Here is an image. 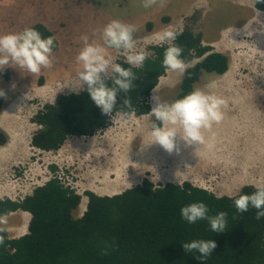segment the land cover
Returning a JSON list of instances; mask_svg holds the SVG:
<instances>
[{
  "label": "trees",
  "instance_id": "16d2710c",
  "mask_svg": "<svg viewBox=\"0 0 264 264\" xmlns=\"http://www.w3.org/2000/svg\"><path fill=\"white\" fill-rule=\"evenodd\" d=\"M257 7L264 10V0ZM42 38L54 36L41 23L30 26ZM174 44L183 49L182 58L188 62L207 55L211 50L202 45L200 34L188 27L177 33ZM59 47L55 38L53 52ZM164 47H151L155 57L146 59L136 75L128 93L118 92L112 115L117 112L137 115L150 111L149 97L165 75L162 66ZM114 49V48H113ZM124 68H130L123 65ZM229 69V57L224 53L210 52L204 60L188 70L181 84L180 95L194 90V84L203 74L224 75ZM0 75L9 79L7 69ZM109 88L111 79L105 80ZM130 99L131 107L123 105ZM4 95L0 96V113L4 108ZM41 128L32 138V146L43 151H56L70 135L92 137L110 126V116L102 114L92 102L87 89L81 94H61L54 104H46L33 117ZM160 126V125H158ZM7 142L0 133V146ZM254 186L245 187L240 195L251 194ZM195 187L168 183L155 187L145 180L132 189L114 196H97L86 191V212L81 218L82 195L60 179L55 178L34 189L33 193L18 199H0V218L17 211L31 216L28 232L19 238H9L0 227V264H264V219H256V209L250 207L238 213L234 200ZM193 202H204L209 215L220 211L228 213L224 232L210 230L206 220L188 224L180 210ZM80 206V208H79ZM79 208V209H78ZM193 239L213 240L217 247L206 260L197 259L201 254L188 253L183 243ZM114 242L110 255H103L107 244Z\"/></svg>",
  "mask_w": 264,
  "mask_h": 264
},
{
  "label": "rangeland",
  "instance_id": "374dc122",
  "mask_svg": "<svg viewBox=\"0 0 264 264\" xmlns=\"http://www.w3.org/2000/svg\"><path fill=\"white\" fill-rule=\"evenodd\" d=\"M177 2L178 0H167L164 7L154 6L146 9L142 5V0H0V36L21 33L27 27L29 14L40 12L37 15L36 23L43 24L53 32L59 43V47L52 54V68H42L39 74H33L26 69H19L10 64L4 68L9 72V79L0 75V91L4 93L5 104L0 113V125L2 130L8 131L9 138L6 137L7 140H11L12 145H15L8 152H14L27 144L30 147L27 149V155L20 153L19 156L11 160L9 158L10 165L8 166L2 162L7 153H0V197H2L0 199L11 198L15 200L20 196L24 197L31 194L34 187L41 185L45 180L54 179L51 173H56L58 179L61 178L68 185L71 184L77 193L84 194L86 191H91L100 196H111L132 189L133 186L141 184L140 182L146 179L154 182L156 187L170 183L169 180L173 181V179L165 180L162 178L166 170H170V168L165 167V170H161L163 167L159 168L164 162L155 155L161 152V147L158 148L156 144L151 146L150 141L153 138L149 132L152 129L153 120L151 118L149 123L146 116H132L129 120L124 119L123 121L113 120L114 125L108 127L111 128L109 132L100 133L101 135L93 139L83 138V140H79L76 135L69 137V139L67 137L61 148L56 151L36 150L29 143L39 130V125L32 123V117L39 109L48 103L54 104L56 97L60 94L80 93L87 87L79 81V72L83 69L82 64L78 63L76 59L84 46L81 40L82 36H88L89 42L103 46L102 32L104 27L111 21L118 20L135 28L133 39L137 40V44L134 51L143 50L147 55H151V47H159L157 43L159 41L153 35L154 31L160 30L161 32L167 26L174 27L178 22L181 23V31L185 30L186 27L191 30L190 21H186V19L174 20L173 9ZM259 17L264 27L263 15ZM243 19V17H239L234 20L242 22ZM206 22L214 23L209 30L212 34H214L213 30L216 27L221 26L220 17L217 14L207 16ZM150 23H153L152 37L150 33L146 32ZM249 26L245 28L247 36L240 38L243 44L245 43V47L243 44L235 43L231 51L222 50L230 59L228 75L231 79L238 80L239 83L235 87H242L240 95L246 96L244 100L235 103V108L233 107V100L229 101L227 98L217 96L225 100V105L221 109L222 115L225 114L223 121H226L229 116L231 123H236L237 118L242 119V116H245L246 124L249 123V125H256L254 127H257L259 123L264 126V29L257 31L255 27H252L249 30ZM197 29H200V26ZM140 32L147 39L138 40L136 34ZM223 46H231V43H223ZM216 49L222 48L217 44ZM243 51L248 56L242 57ZM109 53V56L113 55V61L115 56L121 58L124 55L123 52L118 54L113 50ZM234 55L236 57H233ZM2 70L0 69V71ZM171 72L173 73L169 76L168 73ZM168 73L162 76L163 79L156 87V95L162 102H169L174 98L177 100V96L182 93L181 83L186 79L184 76L186 72L181 74L170 71ZM207 75L204 73L203 77L208 79ZM171 80L175 82L172 83ZM35 83L37 86L31 87ZM195 87H198L197 84ZM21 91L24 96L15 101L13 99L14 94ZM113 117L115 116L113 115ZM215 124L213 123L212 127ZM222 124L221 122L218 123L219 126ZM210 132V134L214 133V131ZM259 133V131H255L253 135L258 137ZM202 134L206 135L204 131ZM245 135L249 136L250 134ZM255 142L261 143L258 138ZM253 151L256 154V159L253 163L245 162L247 163L245 168L251 167L245 175L242 176L240 173V171H244L241 166L240 171L237 170V175L232 171L224 172V176L221 175L219 179L217 176L212 181L211 178H207L203 174V176H197L193 179L198 183L191 182V184L196 187H203L202 189H208L218 196H223L224 194L219 190L221 185L236 184L235 178L238 175H241V178L256 175L253 180L257 179V182H252V185L257 188L264 184V154ZM36 152L37 158L33 156ZM118 154H121V157ZM127 154L133 156L125 157ZM116 158L127 159L123 160L124 163H122V160L117 161ZM50 163L61 166L62 172L46 168L45 166ZM109 176L111 177L109 178ZM248 182H241L237 186L238 188L236 187L237 189L234 188L227 195L233 197L240 195L246 186L251 185L247 184ZM17 183H19V187L16 189H19L18 193H20L18 195L14 194ZM122 184L123 187L118 189L119 185ZM22 192L25 193L21 194ZM85 200H87L88 206V198L85 197ZM87 206L81 205L80 211H75L74 215L76 217L82 216L86 212ZM18 232L21 231L18 230ZM23 233L24 231L20 236H24ZM15 237H19V235Z\"/></svg>",
  "mask_w": 264,
  "mask_h": 264
},
{
  "label": "clouds",
  "instance_id": "9594fccd",
  "mask_svg": "<svg viewBox=\"0 0 264 264\" xmlns=\"http://www.w3.org/2000/svg\"><path fill=\"white\" fill-rule=\"evenodd\" d=\"M166 4L167 0H142V5L146 9L152 8L154 6L164 7L166 6ZM191 31L196 34V30L191 29ZM134 32L135 28L133 26L121 23L118 20H113L108 23L103 29V46L95 42H89L88 36L81 37L84 46L76 59L78 63L82 64L83 69L79 72V81L82 85H87V87L80 93H74L81 94L87 89L92 102L101 110L102 114L110 116L111 120H127V116L129 115L135 117L146 116L149 119L150 123V119L152 118L153 122L151 123L152 130L150 132V136L153 138V144H159L169 153L177 150L176 139L178 136L187 145H203L205 143V138L202 134V129L210 130L213 123H219L223 119L221 107L225 105V100L216 95L206 94L199 89L193 90L189 94L185 95L182 99L181 95H179L178 100L169 103L162 102L159 99V96L156 95L157 88H154L153 96L151 95V97H149L150 111L147 114L137 115L135 112H117L116 114H114L115 117H113L112 113L117 102L118 92L128 93L129 91H131L133 87V81L137 78L132 69H142V66L148 58L145 51H134L137 44V40L133 39ZM136 36L137 39L141 41L147 39V37L141 33L136 34ZM177 36L178 34L175 31L169 29H165L156 34V39L159 41L157 42L158 45L161 47L167 46V48L164 50L162 60V66L164 67L165 71H174L181 74L186 72L188 74V70L194 68L202 60H204L210 52H218L214 47L206 45L203 42L202 38V45L209 48L211 51L207 55H204L202 57H196L194 51H190L193 55V59L186 62L182 58L183 49L180 46L174 44ZM54 47V36L42 38L40 32L29 27L24 29L19 34H8L0 36V69H4L6 66L11 64L17 66L19 69H26L30 73L39 74L42 68L50 69L53 67L52 54ZM108 48L116 49L117 51H119L118 54H121L123 52V57L116 58V56L114 55L115 59L113 62L116 63H111L110 58H106ZM123 65H126L130 68H124ZM163 75H161V77H159L158 79H163ZM184 76L186 77L185 73ZM105 77L112 80L113 87L109 88L107 86V84L105 83ZM3 95L4 93L0 91V96ZM123 105L130 108V99H125L123 101ZM40 128L41 127L39 126V129ZM178 128L182 129L183 136L178 135ZM107 129H105L102 134ZM7 132L8 131H3L0 128V133L9 138V134ZM98 135L101 134H97L92 137L78 136V139H93ZM71 136L73 135L68 136V139ZM9 141L10 143H8ZM6 145H12L11 140H7L6 144L0 147H5ZM30 145L33 149L38 150L37 148L32 146V140ZM37 152L33 154V156L36 158ZM45 167L53 170H60V173L62 172V167L56 163L47 164ZM51 176H53L54 179L57 178L56 173H51ZM50 180L52 179L45 180L39 186H42L44 183ZM66 185L72 186L71 184ZM182 185L183 184L178 186ZM37 187H34L33 191ZM204 190L215 194L208 189ZM117 194H113L111 196ZM81 195L82 199L86 197L85 192ZM215 196H228L230 198H234L230 195L218 196L215 194ZM234 207L238 213H245L249 210L250 207H252L256 209V219H264V184L259 185L251 194L240 195L239 198L234 200ZM180 214L181 218L188 224H196L198 221L206 220L210 226V230L215 233L224 232L227 226L228 213L220 211L215 215H209V208L204 202H193L191 204L185 205L181 208ZM182 246L188 253H200L201 255L197 257V259H200L202 262L206 261L217 247L216 243L213 240L205 239H193L190 242L183 243ZM113 250H115L114 242L112 244H107L103 249L102 254L110 255L111 251Z\"/></svg>",
  "mask_w": 264,
  "mask_h": 264
},
{
  "label": "crops",
  "instance_id": "0c3cea01",
  "mask_svg": "<svg viewBox=\"0 0 264 264\" xmlns=\"http://www.w3.org/2000/svg\"><path fill=\"white\" fill-rule=\"evenodd\" d=\"M258 2H259V0H247V1H244V0H187L186 2H185V0H178L177 4L174 6V9H173L174 20H176V19L177 20H181V19L185 20L186 19V21H190L191 29H195L196 34H200L202 36L203 42L208 46L214 47L216 51H218V52H222V50L231 51L232 48L234 47L235 43L243 44V41H241L240 38H241V36H247L245 28L248 25H250L249 30L252 27H255L257 29V31L264 29V27L262 26V24L260 22V17H259L260 15H263V18H264V11L257 8ZM38 13H40V12H33V13L29 14L26 28L30 27V25L32 26V25L37 24L36 21L38 18V16H37ZM211 14H217L220 17V23H221L220 27H216L213 30L214 34H212L209 31L214 23L209 24L206 22L207 16H210ZM239 17L244 18L242 22H236L234 20V19L239 18ZM33 18H35V19H33ZM202 20H204V21H202ZM180 26H181V23L178 22L174 25V27L167 26L166 28H164V30L169 29V30L175 31L176 33H179L181 31ZM198 26H200V29H197ZM152 27H153V24L150 23V27L146 32L151 34ZM159 32H160V30L154 31L153 35L155 34V37H156V34ZM228 42L231 43V46H225L224 47L223 43H228ZM217 44H219L222 49H216ZM243 46L244 47L246 46L245 43L243 44ZM111 50H113L114 52H119L113 48L107 49L106 58H110V62L113 61V59H112L113 55L109 56L110 55L109 52H111ZM243 52H244V54L242 55V57L245 55L248 56V54H246L245 51H243ZM233 57H236V55H234ZM229 61H230V59H229ZM113 63H116V62H113ZM229 71H230V66H229L228 71L224 75L208 74L207 75L208 79L207 78L205 79L204 77H202V79H200L197 82L198 87L194 86V90L199 89V90H202L203 92H205L206 94L222 96L225 99L227 98V100H229V101L233 100V102H234L233 107L235 108V103L239 102L241 100H244L246 95H240V91H242V87H235V85L238 84L239 82H238V80H233L230 78V76L228 75ZM168 72H170V71H167V73ZM172 73L173 72L168 73V75L171 76ZM170 82L174 83L175 81L171 80ZM34 86H37L36 83L31 87H34ZM31 87H29V88H31ZM21 96L22 97L24 96L22 94V91L19 93L17 92L16 94H14L13 99H15V101H17V99L21 98ZM184 96L185 95H181V99ZM27 99H29L28 96H27ZM178 99L179 98L177 96V100ZM174 101H176L175 98L169 100V103L174 102ZM24 105H26V104H24ZM221 109H222V107H221ZM229 110H228V112H229ZM127 117H128L127 120H129V118L132 117V115H129ZM243 118L242 119L237 118L236 123H231V118L228 116L226 119V122H227L226 124L224 122L220 126L218 125V123H216L214 125L213 128H217V131L214 129L216 132L214 131L213 134H210L211 133L210 131H213V128H211L212 130L211 129L210 130L202 129V131H204L206 133V135H203L205 138V143L203 145H198V144L187 145L178 136L176 139L177 150H174L173 152L169 153L162 146H160L159 144H156V145H158V148L161 147V152L155 156H157L162 162H165L166 168H170V170H166V173L162 178L165 180L176 179V182L170 181V183H173V184L175 183L177 185H181V184L188 183V182H190V183L196 182L195 180H192L193 179L192 177H194L195 173H197L195 175H198L200 177L204 173L211 174V173L216 172L218 170L223 171V169H225L224 166L231 163V162H229V163L226 162V160L228 159L230 154H235V153H236V156L237 155L238 156L233 159V162L235 161L234 163H236V162L238 163V160H239V162H240L239 164H241V166L244 168L243 172L240 171L241 166H238L237 167L238 169H236V170L240 171L241 175H245V173L247 171L248 172L250 171L251 167L245 168V166H243V165L247 164L245 162L253 163V162L247 160L246 154L250 151H253V150H258V149L264 150V147H263L264 146V126L262 125V123H259V126H257V127H254L256 125L253 126V125L245 124L247 119H245V118L243 119ZM258 119L260 120V117H258ZM222 121H220V122H222ZM236 128L237 129L239 128V129L237 130ZM246 128H247V130H246ZM110 129L111 128H108L106 131L109 132ZM219 129L220 130L226 129V131H220ZM106 131L104 133H106ZM177 131H178V135L183 136L182 129L179 128ZM255 131L260 132L258 134V137L253 135V134H255ZM248 132H250V133H248ZM245 134H250V135L248 136ZM225 137L227 139H225ZM257 138H258V141H260L261 143L255 142L257 140ZM226 140L229 142H227ZM230 140H231V142H230ZM234 140H236V141L234 142ZM238 141H241V142H238ZM150 142L152 144L151 146H153V139ZM243 143H245V146L243 145ZM233 144H234V147L232 146ZM156 145L154 146V148L156 147ZM221 146H224V147H221ZM13 147H14L13 145H9L6 147H0V153H3V154L7 153L4 155L5 157H4V160L2 161V162L6 163V166L10 165L9 161L14 157L19 156L20 153L27 155L28 154L27 149H30L29 145L27 144L25 146H22L21 149H18L14 152H8V150L13 148ZM204 147H205V149H204ZM226 147H228V148H226ZM230 148L234 149V151L233 152L230 151ZM198 149L201 153L197 152ZM203 155L205 158L203 157ZM9 158H10V160H9ZM209 161L211 162V164ZM194 162H196V164H193ZM203 163L207 164V165H204ZM212 163H213V165H212ZM220 163H222V164H220ZM188 165H189V167H188ZM202 165H204V166L202 167ZM209 165L212 168V170L210 169V167H208ZM249 165H251V164H249ZM204 167L207 169V171H206V169H204ZM252 167H254V166H252ZM254 168L257 169L256 167H254ZM208 170H210L211 172ZM178 171L181 173H179ZM175 173H177V174H175ZM182 173L184 174L183 176H182ZM192 173H194V174H192ZM178 174H179V176H178ZM187 174L189 177L187 176ZM180 175L183 179L180 177ZM241 175L236 176L235 179L237 182L241 183L244 181H249L247 184H251V185L253 183L257 182V179L253 180V178H255L256 175L254 177H242V178H241ZM110 177L111 176H109V178ZM185 177L186 178L191 177V178L189 180V179H186ZM196 183H198V182H196ZM119 186L120 187L118 189L122 188L123 184L119 185ZM18 187H19V183H17V185L15 186V189H14L15 193L14 194H17V195L20 194V193H18L19 189H16ZM236 187H237V183L235 184V188ZM23 193H25V192H22L21 194H23ZM0 198H2V197H0ZM30 220H31V216L29 213L23 212V211H17L15 213L10 214L9 216H5L3 218H0V227L4 228L6 230L9 238H19V237H22V235L20 236V234L23 231H24L23 235H25L28 232ZM18 230L21 232H18ZM18 235H19V237H15Z\"/></svg>",
  "mask_w": 264,
  "mask_h": 264
},
{
  "label": "bare ground",
  "instance_id": "6f19581e",
  "mask_svg": "<svg viewBox=\"0 0 264 264\" xmlns=\"http://www.w3.org/2000/svg\"><path fill=\"white\" fill-rule=\"evenodd\" d=\"M154 46H155V45H154ZM158 46H159V45H158ZM159 47H160V46H159ZM147 57H148L147 59H153V58L155 57L154 52L152 51V54H151V55H147ZM113 64H114V63H113ZM166 74H167V71H165V75H166ZM109 79H110V78L105 77V80H109ZM160 81H161V79H159V83H160ZM159 83H158V84H159ZM157 86H158V85H157ZM157 86H156V87H157ZM152 92H153V91H152ZM152 92H151V95H152ZM232 103H233V102H232ZM237 105H238V104H237ZM252 108H253V107H252ZM223 115H225V114H223ZM243 117H245V116H243ZM243 117H242V118H243ZM243 119H244V118H243ZM248 120H249V119H248ZM221 121H222V120H221ZM224 122H225V124L227 123L225 120H224L223 122H221V123H224ZM228 122H229V121H228ZM250 122H251V120H250ZM245 124H246V123H245ZM248 124H249V123H248ZM113 125H114V124H113V120L110 119V126H108V127H113ZM108 127H107V128H108ZM213 127H214V126H213ZM213 127H212V128H213ZM218 127H219V126H218ZM238 127H239V126H238ZM0 128H1V127H0ZM233 128H234V127H233ZM178 129H179V128H178ZM178 129H177V130H178ZM214 129L217 130V128H213V131H215ZM236 129H237V128H236ZM238 129H239V128H238ZM238 129H237V130H238ZM211 130H212V129H211ZM219 130H220V129H219ZM229 130H230V129H229ZM234 130H235V129H234ZM246 130H247V128H246ZM3 131H4V130H3ZM220 131H226V129H225V130H220ZM230 131H231V130H230ZM235 131H236V130H235ZM223 133H224V132H223ZM231 133H232V132H231ZM231 133H230V134H231ZM248 133H250V132H248ZM219 135H220V134H219ZM227 136H228V135H227ZM227 136H226V137H227ZM230 136H231V135H230ZM230 136H229V137H230ZM237 136H238V135H237ZM226 137H225V139L228 138V137H227V138H226ZM232 138H233V137H232ZM235 138H236V137H235ZM228 139H229V138H228ZM255 139H256V138H255ZM231 140H232V139H231ZM231 140H230V142H231ZM223 141H224V140H223ZM226 141H227V140H226ZM235 141H236V140H234V142H235ZM224 142H225V141H224ZM227 142H229V141H227ZM238 142H241V141H238ZM232 143H233V142H232ZM224 144H225V143H224ZM230 144H231V143H230ZM238 144H239V143H238ZM241 144H242V143H241ZM241 144H240V145H241ZM243 145L245 146V143H243ZM225 146H226V145H225ZM232 146L234 147V144H233ZM221 147H224V146H221ZM228 147H229V146H228ZM228 147H226V148H228ZM263 147H264V146H263ZM178 149H179V148H178ZM204 149H205V147H204ZM212 149H213V148H212ZM223 149H224V148H223ZM243 149H244V148H243ZM224 150H225V149H224ZM241 150H242V149H241ZM201 151H202V150H201ZM219 151H220V150H219ZM230 151L233 152L234 149H231V148H230ZM255 151H256V152L259 151L260 154H261V153L264 154V150H262V149H258V150H255ZM119 152H120V151H119ZM156 152H157V151H156ZM197 152H200L199 149H198ZM120 153L122 154V152H120ZM127 153H128V152H127ZM158 153H159V152H158ZM200 153H201V152H200ZM205 153H206V152H205ZM116 154H117V153H116ZM121 154H118V155L120 156ZM124 154H125V152H124ZM198 154H199V153H198ZM198 154H197V155H198ZM167 155H168V154H167ZM199 155H200V154H199ZM131 156H133V155H132V154H127V156H125V157H128V158H129V157H131ZM195 156H196V155H195ZM201 156H202V155H201ZM237 156H238V155H237ZM237 156H236V153H235V154H230V156L228 157V159H227L226 162H228V163L231 162V163L225 165V166H224L225 169H223V171H219V170H218V171L213 172V173H211V174H209V173H204V174L207 176V178H211L212 181H213L214 178H216L217 176H218L217 178L219 179V178L221 177V175L224 174V172H228V173H229V171H231V170H232L233 173H235V174L237 175V174H238V171H237L236 169H238V168H237L238 166H241V164H239V163H240L239 160H238V163H237V162L234 163L235 161L233 162V159H234L235 157H237ZM249 156H250V157H249ZM116 157H117V156H116ZM120 157H121V156H120ZM122 157H123V155H122ZM196 157H197V156H196ZM203 157H204V155H203ZM204 158H205V157H204ZM246 158H247V160H249V161H251V162H255V159H256V154H255V152H254V151H250V152H248V153L246 154ZM263 158H264V157H263ZM116 159H117V158H116ZM126 159H127V158H125V159L123 158V160H126ZM199 159H200V158H199ZM199 159H198V160H199ZM236 159H237V158H236ZM119 160H120V159H117V161H119ZM121 160H122V158H121ZM121 160H120V161H121ZM123 160H122V161H123ZM168 160H169V159H168ZM113 161H115V160H113ZM111 162H112V161H111ZM115 162H116V161H115ZM196 162H197V161H196ZM196 162H194L193 164H196ZM202 162H203V161H202ZM205 162H206V161H205ZM205 162H204V163H205ZM209 162H210V161H209ZM122 163H124V161H123ZM128 163H129V162H128ZM204 163H203V164H204ZM218 163H219V162H218ZM98 164H99V163H98ZM119 164H120V166H121V163H119ZM119 164H118V165H119ZM210 164H211V162H210ZM216 164H217V163H216ZM220 164H222V163H220ZM115 165H116V163H115ZM124 165H125V164H124ZM124 165H123V166H124ZM204 165H207V164H204ZM204 165H202V167H203ZM212 165H213V163H212ZM150 166H151V165H150ZM150 166H149V167H150ZM165 166H166V165H165V162H164V163H161V166H160L159 168L161 169V168L163 167L161 170H165ZM190 166H191V165H190ZM244 166H245V165H244ZM127 167H128V166H127ZM136 167H137V164H136ZM188 167H189V165H188ZM193 167H194V166H193ZM208 167H210V165H209ZM212 167H213V166H212ZM216 167H217V166H216ZM115 168H116V167H115ZM186 168H187V167H186ZM108 169H109V168H108ZM195 169H196V168H195ZM204 169H206V168L204 167ZM208 169H209V168H208ZM210 169L212 170L211 167H210ZM187 170H188V169H187ZM220 170H221V169H220ZM113 171H114V170H113ZM190 171H191V170H190ZM200 171H201V170H200ZM202 171H203V170H202ZM204 171H205V170H204ZM206 171H207V169H206ZM208 171H210V170H208ZM114 172H115V171H114ZM178 172H179V171H178ZM178 172H177V173H178ZM185 172H186V171H185ZM210 172H211V171H210ZM221 172H223V173L221 174ZM177 173H175V174H177ZM179 173H181V172H179ZM187 173H188V172H187ZM200 173H201V172H200ZM200 173H199V174H200ZM121 174H122V173H121ZM163 174H164V173H163ZM185 174H186V173H185ZM192 174H194V173H192ZM195 174H197V173H195ZM195 174H194V177H192L193 179H194L195 177L198 176V175H195ZM201 174H202V173H201ZM201 174H200V175H201ZM239 174H240V173H239ZM245 174H246V173H245ZM183 175H184V174L182 173V176H183ZM190 175H191V174H190ZM226 175H227V174H226ZM105 176H106V174H105ZM178 176H179V174H178ZM185 176H186V175H185ZM187 176H188V174H187ZM202 176H203V175H202ZM206 176H205V177H206ZM223 176H224V175H223ZM242 176H243V175H242ZM174 177H175V176H174ZM180 177H181V175H180ZM188 177H189V176H188ZM188 177H187V178L185 177V178L190 180L191 177H190V178H188ZM247 177H248V176H247ZM181 178H182V177H181ZM106 179H107V178H106ZM178 179H179V178H178ZM182 179H183V178H182ZM193 179H192V180H193ZM197 179H198V178H197ZM107 180H108V179H107ZM146 180L149 181L150 183H152L154 186L156 185V184H154V182H152V181H150V180H148V179H146ZM99 181H100V180H99ZM170 181H171V182H176V179H173V181H172V180H169V182H170ZM203 181H204V180H203ZM206 181H208V180H206ZM106 182H107V181H106ZM143 182H144V181H143ZM143 182H142V183H143ZM196 182H197V181H196ZM196 182H195V183H196ZM199 182H200V183H205V182H202V181H199ZM99 183H100V182H99ZM208 183H209V181H208ZM107 184H108V183H107ZM225 184H226V183H225ZM238 184L240 185L241 183H240V182H237V186H238ZM114 185H115V184H114ZM139 185H140V184H139ZM218 185H219V183H218ZM136 186H137V185H136ZM89 187L91 188V186H89ZM89 187H88V188H89ZM220 187H221V188L219 189L220 192H222L224 195H227L228 193H230V192L233 191V189L235 188V184H232V185H231L230 183H228V184H226L225 186H224V185H221ZM235 189H236V188H235ZM92 190H93V189H92ZM83 201H84V203L82 204ZM82 202H81L80 206H81V205H85V206H87V200L84 199V200H82ZM80 206H79V208H80ZM79 208H78V209H79Z\"/></svg>",
  "mask_w": 264,
  "mask_h": 264
}]
</instances>
